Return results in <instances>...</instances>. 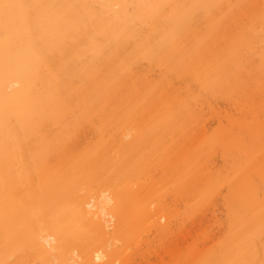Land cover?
<instances>
[{"label": "bare ground", "instance_id": "1", "mask_svg": "<svg viewBox=\"0 0 264 264\" xmlns=\"http://www.w3.org/2000/svg\"><path fill=\"white\" fill-rule=\"evenodd\" d=\"M223 188L183 264H264V0H0V264H124Z\"/></svg>", "mask_w": 264, "mask_h": 264}, {"label": "rangeland", "instance_id": "2", "mask_svg": "<svg viewBox=\"0 0 264 264\" xmlns=\"http://www.w3.org/2000/svg\"><path fill=\"white\" fill-rule=\"evenodd\" d=\"M209 120V124L214 128L216 122ZM207 125V129H210ZM219 162V158L216 159ZM226 195V189H222L219 194L213 197L210 201L209 206L202 210L201 212H193L189 216H181V225L173 227L172 234L167 236L166 239L160 241L161 239L157 236V233H149V238H143L144 240H149L148 243H140L138 246L141 248L140 255L137 254L136 250L129 248L128 252L131 254L128 256L132 257V252L134 257H128V262L124 264H183L186 257L192 249H206L209 248L217 239L221 237V234L226 230V223L228 217V211L224 202V196ZM157 202V201H156ZM180 203V207H181ZM183 217V218H182ZM180 217H177V219ZM178 221V220H177ZM179 223V224H180ZM154 236V237H153ZM146 237V236H144ZM159 239H158V238ZM154 238V239H153ZM118 261V260H117ZM126 261V260H125ZM120 262V260H119ZM123 263V262H122ZM116 264H118L116 262Z\"/></svg>", "mask_w": 264, "mask_h": 264}]
</instances>
